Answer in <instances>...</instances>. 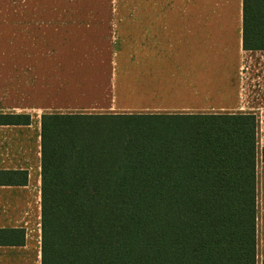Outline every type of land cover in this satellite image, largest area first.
Here are the masks:
<instances>
[{
    "label": "trees",
    "instance_id": "obj_1",
    "mask_svg": "<svg viewBox=\"0 0 264 264\" xmlns=\"http://www.w3.org/2000/svg\"><path fill=\"white\" fill-rule=\"evenodd\" d=\"M243 45L264 49V0ZM41 264H256V116L44 113Z\"/></svg>",
    "mask_w": 264,
    "mask_h": 264
},
{
    "label": "crops",
    "instance_id": "obj_2",
    "mask_svg": "<svg viewBox=\"0 0 264 264\" xmlns=\"http://www.w3.org/2000/svg\"><path fill=\"white\" fill-rule=\"evenodd\" d=\"M95 13L0 12V113L31 116L0 124V170L27 171L23 184L0 182V229L20 231L0 237V264H41L44 113L254 114L263 264L264 49L244 48L243 0H142L136 11ZM122 17L131 19L113 20Z\"/></svg>",
    "mask_w": 264,
    "mask_h": 264
},
{
    "label": "rangeland",
    "instance_id": "obj_3",
    "mask_svg": "<svg viewBox=\"0 0 264 264\" xmlns=\"http://www.w3.org/2000/svg\"><path fill=\"white\" fill-rule=\"evenodd\" d=\"M138 8H142V0L140 3V0H0V12H7L10 10H24V9H41V10H80V11H94L96 12L93 15H101L97 14L100 13V11H115L119 12L122 11V13L128 12V11H136ZM4 14V13H2ZM83 15H89V14H83ZM104 15V13L102 14ZM106 15V14H105ZM117 15H123L126 16L127 14H117ZM129 20L131 18L122 17L121 19H115L117 20ZM6 18L0 17V35L5 36V34L8 32V30L4 31V26L1 24L4 22ZM93 20H102V18L97 17ZM135 20V19H134ZM133 20V21H134ZM115 26V25H114ZM118 32V30H116ZM125 31L124 28L121 30V32ZM11 32V31H9ZM14 33V30L12 31ZM7 37V35H6ZM94 69H98L99 67H93ZM45 69H49V67H45ZM103 71V68H102ZM98 78H104L102 75L101 77L98 76ZM34 98H38L40 96V93L34 94ZM112 110H118L117 107H113Z\"/></svg>",
    "mask_w": 264,
    "mask_h": 264
}]
</instances>
